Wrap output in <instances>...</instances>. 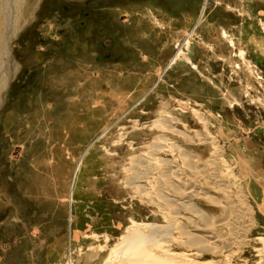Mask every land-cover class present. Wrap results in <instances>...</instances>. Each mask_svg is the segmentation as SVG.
<instances>
[{
	"label": "rangeland",
	"instance_id": "obj_1",
	"mask_svg": "<svg viewBox=\"0 0 264 264\" xmlns=\"http://www.w3.org/2000/svg\"><path fill=\"white\" fill-rule=\"evenodd\" d=\"M26 1L15 20H28L17 25L9 13L5 18L0 0V201L5 192L19 201L16 216L10 205L0 210V264H67L70 256L74 264H103L132 221L164 225L178 217L175 225L186 229L202 224L187 209L176 216L148 183L152 193L141 196L126 184L131 159L166 138L201 160L215 159L227 187L198 179L202 191L220 200H194L213 222L204 230L216 235L206 237L215 250L178 243L172 250L186 256L184 263L264 264V0ZM191 44L209 71L177 67ZM202 87L214 94L196 93ZM84 102L104 108L89 146L97 150L87 157L105 159L94 173L84 157L75 165L66 152L73 120L88 116ZM70 104L81 107L70 113ZM166 117L176 120V132L160 127ZM215 143L222 156L213 153ZM164 145L157 156L178 160ZM47 156L55 157V167L45 164ZM88 176L97 180L94 194L76 192ZM75 197L80 205L71 207ZM88 253L97 254L94 261Z\"/></svg>",
	"mask_w": 264,
	"mask_h": 264
},
{
	"label": "bare ground",
	"instance_id": "obj_2",
	"mask_svg": "<svg viewBox=\"0 0 264 264\" xmlns=\"http://www.w3.org/2000/svg\"><path fill=\"white\" fill-rule=\"evenodd\" d=\"M37 1L38 0H32V5H30L34 6L35 2L37 3ZM6 2L7 0H3L2 4L4 5ZM26 2H28V0ZM9 3L10 5L6 3L7 5L5 4L4 6L6 19L9 15L10 19L12 18V23H16L17 25L21 24L22 21L24 22L28 20H23L22 17L17 19V21L15 20L18 15L21 16V11L23 10L22 7L25 4V0H10ZM6 6L8 8H5ZM31 10H33V8ZM11 40L9 41L8 45L9 52ZM248 67L250 68V65ZM194 112L196 114H199L197 110H194ZM201 119L206 123L204 118ZM162 121L163 122L160 123L161 126L159 125L162 129L168 130L170 132H176L173 127L176 120L168 119V117H166L164 120L162 119ZM179 134L180 133L178 132V135ZM163 142L164 144H166V146H168V148H170V153H172V155L178 156L180 161L179 159L176 160L172 158H159L157 156L158 150L161 148L164 149L165 145H154L155 148L147 155H142V158L140 157V160L138 158L135 161L131 159V172L129 171L131 173V176H129L126 184L131 187L134 196H136L135 194L139 196L146 193L149 194L151 190H148V188L146 187L149 185L150 188L153 189V192H158L157 195L162 199V201L170 202V205L168 204L169 208L175 207L176 211L174 213L176 216L180 214V210L187 209L193 213L192 216H194L195 214V216L197 215L204 219L203 223L200 224L195 221L192 222L191 220L192 225L189 227V229H186L185 227H182L183 225H175V223L177 224L179 222V220L178 222H176L177 219L174 220L175 218H178L175 216L173 220L170 219L171 221L164 225L146 222L136 223L132 221V224L127 227L126 231L119 237L115 246L111 249V251L109 250L110 252L105 258L103 264L196 263L192 259V261H190L189 259V261L184 263L183 260L186 256L183 257L181 253L172 250V244L174 245V243L187 246L190 249L192 248L201 251L211 252L215 250V246L213 245L214 240H208L206 239V237L215 238L216 235L214 236L210 234L211 232L204 230L206 227H211L213 225V222H210L208 213L194 201L195 198L201 197L209 202H220V200H217L213 195H210L208 193L209 191H202L203 187L201 188L198 185V179L202 177L207 182L208 187H217L221 190L227 188L225 184L221 183L222 181L219 179V176L216 172L215 159L208 158L205 160H201L198 154L193 153L191 150H188L178 145L177 143L176 145L175 141L173 142L171 138L163 139ZM212 149L214 151L213 153H217V156H222V152L218 151L220 149L216 145V143L212 147ZM195 177L196 180H194ZM143 180L146 181V184L143 183ZM166 191H170V198L166 197L168 196ZM161 206L167 207V203L161 204ZM188 219L190 218L188 217ZM178 224L180 225V223ZM174 230L177 231V236H174V234L172 233ZM201 232L209 233L204 234ZM183 237L185 238V240L182 239ZM96 256L97 254L88 253L86 259L88 262H92L94 261V258H96ZM67 264H74L72 256L69 257Z\"/></svg>",
	"mask_w": 264,
	"mask_h": 264
},
{
	"label": "crops",
	"instance_id": "obj_3",
	"mask_svg": "<svg viewBox=\"0 0 264 264\" xmlns=\"http://www.w3.org/2000/svg\"><path fill=\"white\" fill-rule=\"evenodd\" d=\"M139 41L142 42V39L141 40L139 39ZM195 46L196 45L191 44V46L188 49L187 55H185L186 56L184 58L185 60L181 61L182 63L180 62L177 65V67H181V66L186 67L187 65H189L188 63H190L191 65L195 64L197 67H199V71L200 70L201 71H209L208 68L206 67V65L204 64L205 62L201 61V59H197V57H198L197 56V49L195 48ZM215 52H216V50H215ZM168 54H169V52L165 50V51H163L160 54V56L165 57ZM202 55L205 56V53L201 54V56ZM206 57H209V55L207 54ZM207 60L211 61L212 59H210V57H209ZM126 65L128 67L132 66L133 71L137 70V67L133 64V61H128ZM184 74L185 75H191V72L190 71H186V72L183 73V75ZM129 77L132 78V81L134 82V85H136V81L134 80L135 76L133 75L132 77L131 76H129ZM121 78L122 77L118 76V82H117V86L118 87L121 86V84H120ZM207 80H208V83L210 85V83H212L211 80L210 79H207ZM202 86H205V85H202ZM205 87H207V86H205ZM213 87H214V85H213ZM213 91L214 90H211V91L208 90V89L206 90L204 87H202L201 89L197 90L196 93H198V94L199 93L207 94L208 92H211V94L213 95L214 94ZM117 94H119V90H118ZM198 98L200 99L199 101L205 102L200 96H198ZM117 100H118V108H117V110H121L120 102H119L120 101V97H117ZM98 104H95V105H93V107H90V106H87V103H85V102L82 103L81 104L82 107L86 106L85 110L88 111L87 118H79V119L76 118V119H74L73 120L74 122L71 125L72 126L71 129H69L68 132L65 134V138L67 139V141L68 140L70 141L69 142L70 147L66 149L67 158H69L68 160H74L75 165H76L77 160L82 158V157H84L85 158L84 159L85 160L84 161L85 168L86 167H91L92 173L96 172V165L99 162H101V165H102V163H105V159L104 158L101 159V161H100V156L97 159H95V160L92 157L91 158H87L89 154L91 155L93 151L95 152V150H97L93 146H91V148L89 146L95 139L98 138L99 127H101L103 125L104 108L100 107L101 105L100 104L98 105ZM81 105L79 107H76L75 104L74 105L70 104L69 106H67V108H68L69 112L72 113L73 111L79 109L81 107ZM81 113H83V112H81ZM89 113H90V115H89ZM83 149L85 150V154L84 155L81 154V152L84 151ZM77 151L79 153V156L76 158L77 154H75V153ZM25 152L23 151V153H25ZM29 153H30L29 154V157H30L32 153H31V151ZM47 159L48 160L45 161V164H47L50 167L51 166L55 167V165H54L56 163L55 157L47 156ZM106 162H108V160H106ZM113 166L114 165H111V167H113ZM115 167H119V165H115ZM112 180L114 181L115 179L112 178ZM96 182H97V180H92L91 176L85 177L82 181L79 182L80 186L76 187L75 190H76V192L77 191H84V190L88 191V192L90 191V193L94 194L93 190L96 188L94 186L96 184ZM69 189H70V184H69ZM5 194H6V192H5ZM5 194H4L5 198H1V201H0V210L4 211V213H5L7 208L10 205L13 208V210H15V216H16L18 214V212H19L18 211L19 201L15 203L14 202V198H12V196L10 194H6V195ZM85 194H86V192H85ZM74 200H75L74 203H71V207L79 206L81 201L79 199H77L76 197H75ZM52 203L56 207L59 206V204H60V202H57V200L52 201ZM71 212H72V209H71ZM45 213L48 214V215H54L55 216V213L50 212V210H48ZM91 219H92V221H95L96 218L95 217H91ZM75 233H76V236H74ZM78 238H79V233L77 231H74L73 234H71V239H72L73 243L76 244ZM55 246L56 245L51 246L50 249L48 250V254H49L48 263H50V257L53 256V254L55 252V250L52 249Z\"/></svg>",
	"mask_w": 264,
	"mask_h": 264
}]
</instances>
